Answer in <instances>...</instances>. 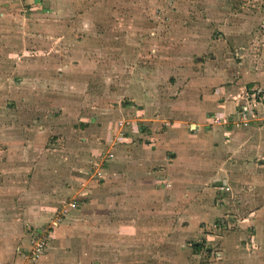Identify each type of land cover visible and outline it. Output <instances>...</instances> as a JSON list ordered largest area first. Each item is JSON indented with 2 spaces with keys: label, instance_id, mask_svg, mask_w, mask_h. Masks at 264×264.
<instances>
[{
  "label": "rangeland",
  "instance_id": "rangeland-1",
  "mask_svg": "<svg viewBox=\"0 0 264 264\" xmlns=\"http://www.w3.org/2000/svg\"><path fill=\"white\" fill-rule=\"evenodd\" d=\"M11 4V17H0V206L17 213L26 192L27 206L54 209L49 221L26 227L24 257L36 234L51 235L68 217L93 223L69 244L85 264H264V124L237 131L221 154L223 189L160 195L164 204L137 217L115 208L120 191L107 173L117 147L106 142L108 126L122 127L136 108L148 109V119L159 113L165 128L170 112L199 95L205 79L225 74L239 52L258 56L264 0ZM100 148L109 161L92 157ZM134 219L139 240L121 242L116 254L108 245L107 259L98 242L83 241L98 234V221L114 235Z\"/></svg>",
  "mask_w": 264,
  "mask_h": 264
},
{
  "label": "crops",
  "instance_id": "crops-1",
  "mask_svg": "<svg viewBox=\"0 0 264 264\" xmlns=\"http://www.w3.org/2000/svg\"><path fill=\"white\" fill-rule=\"evenodd\" d=\"M45 1L25 0L27 5L36 3L40 7ZM12 9L11 0H0L1 18L11 17ZM260 49L258 56H248L245 50L239 52L241 56L238 61H230L225 74L217 73L213 79H205L199 95L192 97L184 108L170 112L168 118L172 116L174 120L167 121L165 128L156 123L159 118H163L159 113L148 119V109L144 108L134 109L128 122L121 121L122 127L117 129L116 124L113 128L112 125L108 126L106 142L111 141L116 145L117 154L107 174L108 177L114 175L116 179L112 183L120 193H115V208L124 212L122 217L127 216V212L136 217L141 216L139 211H150L156 204H164L165 198L162 199L160 195L170 197L183 193L184 198L186 189L196 188L200 191L209 184L212 189L220 190L223 187V182L219 179L223 176L225 157L221 154L224 155L226 148L230 149L234 144L237 131L264 124L251 122L244 127L236 123L239 107L245 104L249 92L264 87V45ZM129 105L127 107L132 110V104ZM212 115L225 116L228 123L211 126L208 118ZM151 122L155 123L152 125ZM116 130L117 134L112 139L111 132ZM100 149L92 157L98 158L105 152ZM10 159L9 170L15 163L22 162L20 156L19 160L12 157ZM213 181H218L219 184H214ZM21 186L23 187L18 191H25V185ZM198 190L193 193L196 194ZM21 196L15 214L11 213L12 209L0 206V264H85L83 253L71 250L69 244L80 239H75V231L84 230L93 224L90 219L79 223L67 217L60 228L49 235L50 246L47 243L46 253L47 248L32 261L24 257L23 247L27 242L30 243L26 237V227H36L49 221L54 209L49 206L32 209L26 204V192ZM107 224V220L98 221V234L83 236V241L92 238L98 242L99 247H104L100 249L104 251V259H107L108 245L113 243L116 254L121 242L130 239L136 244L137 239L139 240L137 229L141 224L137 220L134 219L132 225L116 226L114 235L108 234Z\"/></svg>",
  "mask_w": 264,
  "mask_h": 264
},
{
  "label": "built area",
  "instance_id": "built-area-1",
  "mask_svg": "<svg viewBox=\"0 0 264 264\" xmlns=\"http://www.w3.org/2000/svg\"><path fill=\"white\" fill-rule=\"evenodd\" d=\"M238 115L236 123L244 127L248 126L251 122H264V87L255 88L249 92L247 101L244 105L239 107ZM208 121L211 126H221L228 123V119L220 115H212L208 118ZM119 126H122V124H119ZM195 130L196 129H194V131ZM113 146L114 143L111 144V148H113ZM112 156V153L107 151L100 154L98 159L100 163L101 161L107 162ZM221 189H223V187H221ZM70 207H73V204H70ZM54 227H56L55 222L52 223L49 229H53ZM47 238H49V235H47L46 231H43L39 236L36 234L35 239H33L35 241L34 243L32 242V249L29 250L31 254H28V258H26L28 261H32L39 254L43 253L47 246Z\"/></svg>",
  "mask_w": 264,
  "mask_h": 264
},
{
  "label": "trees",
  "instance_id": "trees-1",
  "mask_svg": "<svg viewBox=\"0 0 264 264\" xmlns=\"http://www.w3.org/2000/svg\"><path fill=\"white\" fill-rule=\"evenodd\" d=\"M192 246L195 252L198 253L203 250L204 244H193Z\"/></svg>",
  "mask_w": 264,
  "mask_h": 264
}]
</instances>
